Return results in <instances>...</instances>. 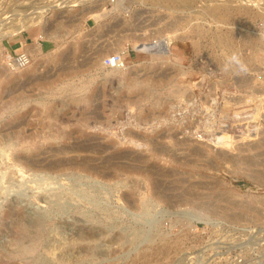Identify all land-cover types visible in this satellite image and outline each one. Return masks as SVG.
<instances>
[{
    "label": "rangeland",
    "instance_id": "1",
    "mask_svg": "<svg viewBox=\"0 0 264 264\" xmlns=\"http://www.w3.org/2000/svg\"><path fill=\"white\" fill-rule=\"evenodd\" d=\"M65 1L0 0V264H264V0Z\"/></svg>",
    "mask_w": 264,
    "mask_h": 264
},
{
    "label": "built area",
    "instance_id": "2",
    "mask_svg": "<svg viewBox=\"0 0 264 264\" xmlns=\"http://www.w3.org/2000/svg\"><path fill=\"white\" fill-rule=\"evenodd\" d=\"M6 62L11 69H23L31 62V58L26 53H20L16 56L7 55ZM102 65L106 68H122L123 60L119 54H113L103 59Z\"/></svg>",
    "mask_w": 264,
    "mask_h": 264
},
{
    "label": "bare ground",
    "instance_id": "3",
    "mask_svg": "<svg viewBox=\"0 0 264 264\" xmlns=\"http://www.w3.org/2000/svg\"><path fill=\"white\" fill-rule=\"evenodd\" d=\"M65 0H63V2H64ZM71 1H73V0H71ZM75 1V0H74ZM166 1H171V2H173L174 0H166ZM182 2L183 1H185V2H187V1H189V0H181ZM65 2H67V1H65ZM77 2V1H76ZM120 2V1H119ZM190 2V1H189ZM121 3V2H120ZM119 3V4H120ZM214 5H215V3H214ZM119 6H121V5H119ZM117 7V6H116ZM118 8V7H117ZM120 8V7H119ZM215 10L217 11V12H224V11H226L227 9H226V4H217L216 3V5H215ZM229 9V8H228ZM214 10V9H213ZM230 10V9H229ZM12 16V15H11ZM35 19H37V18H32V19H26L25 21H22L23 23H22V27L21 28H27V27H29V25H27V23H29V22H34L35 21ZM38 20V19H37ZM36 23V22H35ZM34 24V23H33ZM31 25V24H30ZM7 26V25H6ZM5 28H8V27H5ZM4 28V29H5ZM8 30V29H7ZM17 31V30H16ZM10 32V31H9ZM219 34V33H218ZM222 34V33H221ZM3 37V36H2ZM166 40V39H165ZM165 40H161L160 42H158V43H154V44H149V45H146V46H142L141 45V47L140 48H138V50H142L143 52H146L148 49H149V47H151L152 48V51L151 52H154L156 49H159V48H161V50H160V52H165L166 51V46H165V43H166V41ZM224 43V42H223ZM227 43V42H226ZM136 49V48H135ZM150 53V52H149ZM65 58V57H64ZM66 60V59H65ZM161 77H162V75H161ZM178 92V91H177ZM263 142H264V140H263ZM182 152V151H181ZM64 153V152H63ZM261 162V161H260ZM52 167V166H51ZM16 214V213H15ZM16 216V215H15ZM194 218L195 219H198V217H196L195 215H194Z\"/></svg>",
    "mask_w": 264,
    "mask_h": 264
},
{
    "label": "crops",
    "instance_id": "4",
    "mask_svg": "<svg viewBox=\"0 0 264 264\" xmlns=\"http://www.w3.org/2000/svg\"><path fill=\"white\" fill-rule=\"evenodd\" d=\"M23 36H24V34H23ZM26 39H27V38H26ZM34 40H36V39H34ZM21 43H22V37H21V39H20V45H21V46H17L16 50H17V51H26L27 49H26L25 46H23Z\"/></svg>",
    "mask_w": 264,
    "mask_h": 264
},
{
    "label": "clouds",
    "instance_id": "5",
    "mask_svg": "<svg viewBox=\"0 0 264 264\" xmlns=\"http://www.w3.org/2000/svg\"><path fill=\"white\" fill-rule=\"evenodd\" d=\"M231 61H232V62L239 63V62L236 60V57H235V56H233V57L231 58Z\"/></svg>",
    "mask_w": 264,
    "mask_h": 264
},
{
    "label": "water",
    "instance_id": "6",
    "mask_svg": "<svg viewBox=\"0 0 264 264\" xmlns=\"http://www.w3.org/2000/svg\"><path fill=\"white\" fill-rule=\"evenodd\" d=\"M152 51V48L151 47H149V49L146 51V52H151Z\"/></svg>",
    "mask_w": 264,
    "mask_h": 264
}]
</instances>
